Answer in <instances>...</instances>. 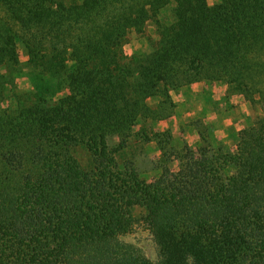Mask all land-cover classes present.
Returning <instances> with one entry per match:
<instances>
[{
    "label": "trees",
    "instance_id": "16d2710c",
    "mask_svg": "<svg viewBox=\"0 0 264 264\" xmlns=\"http://www.w3.org/2000/svg\"><path fill=\"white\" fill-rule=\"evenodd\" d=\"M150 22L158 47L126 63ZM15 26L33 41L31 93L15 91ZM201 82L264 104V0H0V264H152L120 241L138 209L160 264H264V116L236 153L146 130L173 116L172 91ZM134 140L162 152L150 183L119 162Z\"/></svg>",
    "mask_w": 264,
    "mask_h": 264
},
{
    "label": "rangeland",
    "instance_id": "374dc122",
    "mask_svg": "<svg viewBox=\"0 0 264 264\" xmlns=\"http://www.w3.org/2000/svg\"><path fill=\"white\" fill-rule=\"evenodd\" d=\"M57 1H64L67 5L74 3V0ZM207 1L211 7L220 3V0ZM162 18L163 22H170L173 19L172 7L162 15ZM14 30L21 38V40L17 41L20 64L16 67L15 91L20 94L31 93L34 91L31 76L33 64L30 63L31 58L29 57L28 50L31 48L30 44H33V41L25 32L20 30L19 26H15ZM159 40V30L154 22H150L142 34L131 33L127 39V43L123 47L124 56L127 58L126 63L135 55L149 54L154 51L158 47ZM201 83L209 87V97L213 101L211 105L212 108L216 109L214 115V118H216L215 121L209 119L207 114H203V111L197 113L199 111L197 106L194 107L195 111L192 110L189 106L190 104L185 101L186 88L198 84L195 83L172 91L171 98L175 104L173 116L168 120L158 123L149 121L146 123V130L148 133H152L153 131L155 133L169 131L172 134L171 147L174 149H182L185 145L193 149H198L205 144V139L215 151L223 149L229 153H236L239 133L252 126L264 116V104L262 103L256 107H252L249 112L250 116L248 117L247 111L240 108L241 101L247 102L243 96L230 92L229 87L225 83ZM225 88H227V91H225ZM68 94V89H65L60 97L67 96ZM183 95L184 98H182ZM245 118L249 119L248 123L238 127L235 126L236 123L243 122ZM143 124V122L139 123L135 129L136 132H139ZM238 128L243 129L237 133ZM74 156L84 169L91 167V155L84 147L76 148L74 150ZM161 158L162 152L157 143L144 144L143 142L134 140L130 144V148L119 159V162L123 163V160L126 159L134 161L140 171L142 179L150 183L157 179L161 173V170L158 168ZM171 168L174 171H178L179 163L174 161L171 164ZM135 215L139 221L131 234L121 237V243L146 257L152 264H160L161 255L155 237L141 221L144 216V210L138 209Z\"/></svg>",
    "mask_w": 264,
    "mask_h": 264
},
{
    "label": "crops",
    "instance_id": "0c3cea01",
    "mask_svg": "<svg viewBox=\"0 0 264 264\" xmlns=\"http://www.w3.org/2000/svg\"><path fill=\"white\" fill-rule=\"evenodd\" d=\"M208 88L209 87L204 83H198V84L192 85L191 87H187L186 92H185L186 94L185 101H187L188 104H190L189 106L192 108V110L195 111L194 107L197 106L199 108V111L197 113H199L200 111H203V114H207L209 119L215 121L216 118H214V115L216 113L215 112L216 109L212 108L211 103L213 104V101H211V98L209 97ZM225 91H227V88H225ZM182 98H184V95ZM240 108L243 110L245 109V111H247L248 117L250 116L249 112L251 111L252 106L248 102L241 101ZM248 121L249 119L245 118L243 122L240 121L236 123L235 126L237 127L240 125L242 126L248 123ZM242 129L243 128L241 129L238 128L237 133H239Z\"/></svg>",
    "mask_w": 264,
    "mask_h": 264
}]
</instances>
